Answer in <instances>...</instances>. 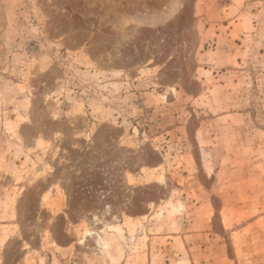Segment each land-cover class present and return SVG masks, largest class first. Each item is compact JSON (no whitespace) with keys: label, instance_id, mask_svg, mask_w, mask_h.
Here are the masks:
<instances>
[{"label":"rangeland","instance_id":"rangeland-1","mask_svg":"<svg viewBox=\"0 0 264 264\" xmlns=\"http://www.w3.org/2000/svg\"><path fill=\"white\" fill-rule=\"evenodd\" d=\"M0 264H264V0H0Z\"/></svg>","mask_w":264,"mask_h":264}]
</instances>
